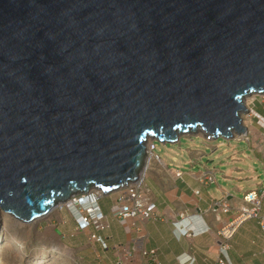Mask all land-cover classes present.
I'll return each mask as SVG.
<instances>
[{
  "label": "water",
  "instance_id": "obj_1",
  "mask_svg": "<svg viewBox=\"0 0 264 264\" xmlns=\"http://www.w3.org/2000/svg\"><path fill=\"white\" fill-rule=\"evenodd\" d=\"M251 95L264 0H0V211L27 225L109 196L147 140L243 136Z\"/></svg>",
  "mask_w": 264,
  "mask_h": 264
},
{
  "label": "crops",
  "instance_id": "obj_2",
  "mask_svg": "<svg viewBox=\"0 0 264 264\" xmlns=\"http://www.w3.org/2000/svg\"><path fill=\"white\" fill-rule=\"evenodd\" d=\"M247 114L251 119L244 126L246 133L242 137L245 139L235 136L232 140L245 142L259 163L262 181L254 191H260L264 188V112ZM197 155V152H190V166H199L197 173L169 169L154 156L145 163L141 172L142 183L155 206L156 220L122 222L113 219L110 208L115 194L101 196L96 205L106 217L105 229L97 232L91 228L87 232L67 235V243H63L65 252H82V260L87 264H120L123 252H126V261L121 264H218L216 233L246 207L243 202L245 194L242 199H237L217 187L223 197L212 200L205 190L217 183L216 173L206 165H197ZM206 172L211 173L214 182L201 185L197 179ZM178 173L180 176L176 177ZM106 198L110 202L104 209L101 201ZM220 203L228 207L227 212H223ZM77 217L78 213L74 220ZM72 226L74 228V222ZM184 231H188V237L180 236ZM63 233L65 230L61 235ZM93 233L103 240L105 247L88 240ZM74 237L82 243L74 242ZM150 251H154L152 257ZM226 264H264V201L258 218L244 222L237 229L230 242Z\"/></svg>",
  "mask_w": 264,
  "mask_h": 264
},
{
  "label": "rangeland",
  "instance_id": "obj_3",
  "mask_svg": "<svg viewBox=\"0 0 264 264\" xmlns=\"http://www.w3.org/2000/svg\"><path fill=\"white\" fill-rule=\"evenodd\" d=\"M244 106L246 112H264V95L248 97ZM250 119L248 114L243 115L242 126H246ZM203 136L198 130L191 135L180 136L176 144L154 141L153 154L146 153L145 163L154 156L169 169L197 173L199 166H190V152H197V165H206L216 173L217 183L205 190L212 200L217 201L223 197L217 187L237 199H242L244 194L254 191L262 181V169L247 144L222 138L206 141ZM239 139L244 140L245 137ZM81 195L71 196L68 201L57 204L44 218L27 225L0 211V264H87L82 260V252H65L63 246L69 238L67 235L77 233L74 215L78 207L69 205L73 198ZM101 202L104 209L109 207L108 198ZM63 229L65 233L61 235ZM73 239L74 242L82 243L77 237Z\"/></svg>",
  "mask_w": 264,
  "mask_h": 264
},
{
  "label": "built area",
  "instance_id": "obj_4",
  "mask_svg": "<svg viewBox=\"0 0 264 264\" xmlns=\"http://www.w3.org/2000/svg\"><path fill=\"white\" fill-rule=\"evenodd\" d=\"M242 137V136H240ZM206 141H211L209 137H206ZM146 153L153 154L155 148L154 142L150 141L146 143ZM180 174H176L179 177ZM198 183L201 185L212 184L213 176L210 172L202 174L198 179ZM115 194L114 202L110 208V217L119 221L127 220H156L157 212L154 204L148 197V191L143 186L142 175L140 174L138 180L133 184H127L120 188ZM101 197V194L97 191L88 192L82 194L80 197L73 198L70 201L69 207H78L76 212L78 213L77 219H75V231L85 232L91 228L95 231H102L106 227V217L100 212L96 201ZM264 201V188L260 191H251L245 194L243 202L246 207H243L235 215V217L226 225H224L217 233L216 237L219 244V258L218 264H226V256L230 249V242L236 233L237 229L246 221L250 219H257L261 210V205ZM220 207L223 212L228 211V207L220 203ZM181 237H188V231L180 233ZM90 241L100 244L105 247L103 240L95 233L90 235ZM154 255V251H150V256ZM126 261V252L121 253L119 263Z\"/></svg>",
  "mask_w": 264,
  "mask_h": 264
},
{
  "label": "bare ground",
  "instance_id": "obj_5",
  "mask_svg": "<svg viewBox=\"0 0 264 264\" xmlns=\"http://www.w3.org/2000/svg\"><path fill=\"white\" fill-rule=\"evenodd\" d=\"M251 96H253V95H251ZM250 97V96H249ZM246 100V99H245ZM245 102V101H244ZM248 103V102H247ZM247 106V105H246ZM245 107V106H244ZM198 131V130H197ZM196 131V132H197ZM150 140H147V144H148V142H149ZM147 148V147H146ZM140 175V174H139ZM120 189H118L116 192H118ZM116 192H114V193H116ZM114 193H112V194H114ZM112 194H110V195H112ZM66 202V201H65Z\"/></svg>",
  "mask_w": 264,
  "mask_h": 264
},
{
  "label": "clouds",
  "instance_id": "obj_6",
  "mask_svg": "<svg viewBox=\"0 0 264 264\" xmlns=\"http://www.w3.org/2000/svg\"><path fill=\"white\" fill-rule=\"evenodd\" d=\"M68 200H69V199H68ZM68 200H67V201H68Z\"/></svg>",
  "mask_w": 264,
  "mask_h": 264
},
{
  "label": "trees",
  "instance_id": "obj_7",
  "mask_svg": "<svg viewBox=\"0 0 264 264\" xmlns=\"http://www.w3.org/2000/svg\"><path fill=\"white\" fill-rule=\"evenodd\" d=\"M98 200H99V199H98ZM98 200H97V201H98Z\"/></svg>",
  "mask_w": 264,
  "mask_h": 264
}]
</instances>
